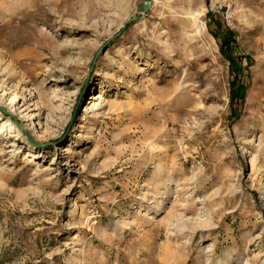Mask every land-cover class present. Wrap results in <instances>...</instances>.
<instances>
[{"label":"rangeland","instance_id":"rangeland-1","mask_svg":"<svg viewBox=\"0 0 264 264\" xmlns=\"http://www.w3.org/2000/svg\"><path fill=\"white\" fill-rule=\"evenodd\" d=\"M145 1L0 0V264H264V0Z\"/></svg>","mask_w":264,"mask_h":264},{"label":"bare ground","instance_id":"bare-ground-1","mask_svg":"<svg viewBox=\"0 0 264 264\" xmlns=\"http://www.w3.org/2000/svg\"><path fill=\"white\" fill-rule=\"evenodd\" d=\"M69 1L71 2V4L73 6L78 8V11L80 13H83V14H81V16L83 17V19H86V20L87 19L89 20V18H90V15L86 13V10L92 6H94V8H96L95 3L93 4V0H69ZM29 12H30V10H28V9H23L22 11H20V13L18 14L19 17H17L18 20L21 21L22 20V18H21L22 14L29 13ZM12 18L13 17H10L5 24L0 26V28L4 29L7 26H9L10 23L12 22ZM2 37L4 39H6L9 43L6 44V43H3L2 41H0V47L4 48V50H2V51L0 50V57H6L7 59L14 60L16 63L21 62V59L18 58L19 55L13 51V47L19 46V43L16 42L14 38H25V37L22 35H18V31L15 32V34L4 33L2 35ZM40 39H36V40L32 41V43L34 45L33 49L37 52L39 50H42L44 47V45ZM20 44H21V42H20ZM28 64L30 65V68L29 69L28 68H26V69L21 68L22 73H29L32 69H36L39 67V64L36 62L28 63ZM18 74H21V73L18 72ZM150 87H151V85H150ZM151 89H153V88L151 87ZM148 91H150V90H148ZM161 99H162V97H161Z\"/></svg>","mask_w":264,"mask_h":264},{"label":"trees","instance_id":"trees-1","mask_svg":"<svg viewBox=\"0 0 264 264\" xmlns=\"http://www.w3.org/2000/svg\"><path fill=\"white\" fill-rule=\"evenodd\" d=\"M242 93H240V90L238 88H234L232 92V98H241Z\"/></svg>","mask_w":264,"mask_h":264},{"label":"water","instance_id":"water-1","mask_svg":"<svg viewBox=\"0 0 264 264\" xmlns=\"http://www.w3.org/2000/svg\"><path fill=\"white\" fill-rule=\"evenodd\" d=\"M149 2H150L149 0H146L145 3L140 4V5L138 6V9H139V10H146V9L148 8Z\"/></svg>","mask_w":264,"mask_h":264}]
</instances>
